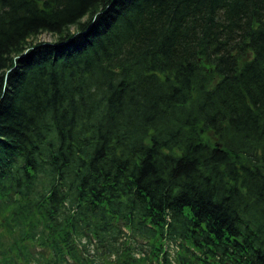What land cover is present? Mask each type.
<instances>
[{
    "label": "trees",
    "instance_id": "16d2710c",
    "mask_svg": "<svg viewBox=\"0 0 264 264\" xmlns=\"http://www.w3.org/2000/svg\"><path fill=\"white\" fill-rule=\"evenodd\" d=\"M0 264H264V0H0Z\"/></svg>",
    "mask_w": 264,
    "mask_h": 264
},
{
    "label": "rangeland",
    "instance_id": "374dc122",
    "mask_svg": "<svg viewBox=\"0 0 264 264\" xmlns=\"http://www.w3.org/2000/svg\"><path fill=\"white\" fill-rule=\"evenodd\" d=\"M56 40L57 38L54 37L53 35L44 33L36 40V43L40 42V43H45V44H52V43H55Z\"/></svg>",
    "mask_w": 264,
    "mask_h": 264
}]
</instances>
